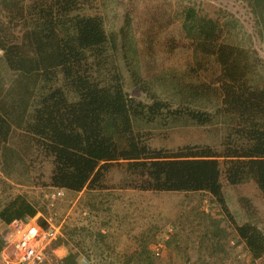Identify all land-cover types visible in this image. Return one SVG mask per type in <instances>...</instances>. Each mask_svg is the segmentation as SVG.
<instances>
[{"label":"trees","instance_id":"obj_1","mask_svg":"<svg viewBox=\"0 0 264 264\" xmlns=\"http://www.w3.org/2000/svg\"><path fill=\"white\" fill-rule=\"evenodd\" d=\"M126 1L121 31L109 32L101 0H0V166L10 156L43 159L50 187L72 194L107 189L118 169L129 189L209 193L227 214L223 183L253 182L264 198V61L227 42L218 21L185 41L160 8L133 43L134 15L147 0ZM243 1L264 42V0ZM180 54L185 71L167 70ZM128 77L149 102L129 94ZM189 127H212L219 138L165 144ZM38 211L17 199L0 216L11 224ZM236 231L253 260L264 257L260 227ZM147 253L136 252L137 263L153 264Z\"/></svg>","mask_w":264,"mask_h":264},{"label":"rangeland","instance_id":"obj_2","mask_svg":"<svg viewBox=\"0 0 264 264\" xmlns=\"http://www.w3.org/2000/svg\"><path fill=\"white\" fill-rule=\"evenodd\" d=\"M99 3L107 30L120 32L129 8L127 1ZM157 8L168 11L175 23L185 29L184 40L202 39L204 26L218 21L227 32V42L250 50L264 61V42L243 0H147L141 4L137 17L134 15L130 31L133 43H139L147 31L144 20L150 19ZM165 66L167 70L184 72L185 56L177 55L167 60ZM126 88L130 95L149 102L129 77ZM204 129L189 127L174 131L165 144L172 147L192 142L215 143L219 138L217 132L212 127ZM32 160L33 157L21 160L10 156L0 166V214L17 199L33 203L39 210L37 215L51 220L59 229L54 245L57 243L62 251L53 255L58 264H66L70 255L76 257L77 263L72 264H146L144 259L140 263L136 260V252L143 250L154 259L153 264H264V257L253 260L236 231V226L245 223L264 231V198L253 182L238 186L223 183L228 214L205 192L131 189L125 209L118 202L117 209L101 190L94 193L86 190L87 194L79 196L50 187L51 166L40 158ZM127 182L125 172L118 169L110 171L105 181L111 192L129 189L125 186ZM244 200H250L253 207L244 205ZM123 211L127 214L123 222L122 216H111ZM11 225L0 216L1 264L14 262L7 241ZM54 245L53 249L57 248Z\"/></svg>","mask_w":264,"mask_h":264},{"label":"built area","instance_id":"obj_3","mask_svg":"<svg viewBox=\"0 0 264 264\" xmlns=\"http://www.w3.org/2000/svg\"><path fill=\"white\" fill-rule=\"evenodd\" d=\"M44 221L45 226L41 223ZM59 229L51 220L40 216L28 217L26 221H15L9 228L7 241L12 248L14 262L6 264H58L53 256L54 242L58 239ZM157 249V256L160 255Z\"/></svg>","mask_w":264,"mask_h":264},{"label":"crops","instance_id":"obj_4","mask_svg":"<svg viewBox=\"0 0 264 264\" xmlns=\"http://www.w3.org/2000/svg\"><path fill=\"white\" fill-rule=\"evenodd\" d=\"M114 191H117V192H111V190H109V189H107V190L106 189L105 190H101V192H106L107 193V194H104V195H106L107 198H108V200L111 201L110 203L113 204L114 208H117L118 209L119 206H116L117 205V202H118V205L119 204H122L123 208L125 209V206L124 205L127 203L126 200L129 199L127 196L131 195V193H132L131 191L132 190L131 189H127V188H123V189L122 188H119V189H116ZM135 191H137V190H135ZM94 192H96V191H89L88 190L87 193H94ZM85 193H86V190L83 191V192H81V193H79V196H82ZM114 200H115V204H114ZM111 216H122V218H121L120 221L123 222L124 221V218H125L124 216H127V214H126V212L123 211V212H115V213L111 214ZM125 238H123V239H125ZM54 250H55L54 253H56L58 251L59 252L62 251L61 247H57ZM2 257H3V259H5V254L4 255L2 254ZM0 264H1V261H0Z\"/></svg>","mask_w":264,"mask_h":264}]
</instances>
